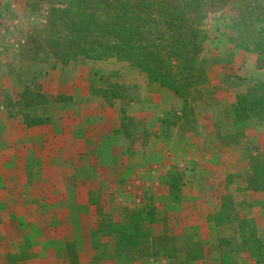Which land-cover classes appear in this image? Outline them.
<instances>
[{
  "label": "rangeland",
  "instance_id": "1",
  "mask_svg": "<svg viewBox=\"0 0 264 264\" xmlns=\"http://www.w3.org/2000/svg\"><path fill=\"white\" fill-rule=\"evenodd\" d=\"M33 2L0 0V264H222L220 240L223 237L246 245L233 253L232 264L264 261L262 124L253 118L243 135L235 134L229 113L231 107L220 103L217 94L228 84L245 85L246 90L239 94L257 89L259 72L251 76L243 74L248 62L247 52L258 55V68L260 62L264 65V49L260 50V43L264 42V0H206L208 14L203 24L209 38L204 44L203 56L208 61L207 80L193 88L187 103L167 87L150 81L145 72L127 61L80 57L66 64L58 62L46 30L48 4L40 0L36 7ZM97 61H105L104 68L110 71L97 67ZM236 67L239 72L234 73ZM211 73L216 76V82H212ZM144 81L158 85L144 95L141 85ZM70 92L82 96L89 93L88 100L104 99L111 108H119V112L112 109L106 113L98 103L86 109L80 102L70 105L74 98ZM172 96L179 98V107L161 111L159 121L153 123V132L163 133L167 143L184 154L180 159L184 165L171 163V169L163 175L169 187L143 189L146 200L142 204L135 200L136 196L126 198L128 203L121 215L112 213L109 204L96 202L90 204L96 205L100 215L97 219L88 217L87 204L70 203L73 207L77 204L80 211L72 213L65 200L80 193L78 172L65 173L73 185L65 187V176L60 171L62 155L38 157L41 165L49 164L52 158L58 162L56 171L35 173V177L41 178L39 187L21 186L24 172L16 169L20 162L18 157L1 156L4 132L11 131L10 141L16 145L13 129L22 120L27 125L44 123L50 112L62 118L67 108L65 103L69 102L67 105L71 107L66 114L94 117L100 122L97 126L100 130L106 127L104 121L109 115L110 119L120 120L121 131L137 137L146 131V115L133 114L131 103L150 98L156 113L160 111L159 101H170ZM193 148L197 151L193 152ZM214 163L216 167L210 169ZM3 164L10 170L2 171ZM198 164L201 166L200 193L192 186L184 188L186 181L197 179ZM5 175L10 183L7 187L3 186ZM49 180L55 181L57 187H49ZM163 189L173 198L184 195L186 200L174 209L170 223L161 219L163 205L157 206L154 202L155 193ZM36 194L42 196L39 205L17 202L19 195L31 200ZM7 205L9 213L5 211ZM222 205L225 213L237 215L244 221L214 225ZM22 206L26 209L20 216ZM54 209L56 217L52 214ZM136 213L146 218L142 226L151 235L133 244L138 249L118 252L121 234L115 225L129 223ZM152 219L157 220L158 228H149ZM158 230L161 233L156 234ZM195 241L200 242L203 257L188 261L187 248ZM251 248H258L255 255Z\"/></svg>",
  "mask_w": 264,
  "mask_h": 264
},
{
  "label": "trees",
  "instance_id": "2",
  "mask_svg": "<svg viewBox=\"0 0 264 264\" xmlns=\"http://www.w3.org/2000/svg\"><path fill=\"white\" fill-rule=\"evenodd\" d=\"M33 1L34 5L41 3ZM45 2L48 4L49 44L58 62L66 64L80 57L127 61L145 72L150 81L172 90L186 103L193 88L207 80L208 61L203 56L204 44L209 38L203 24L208 14L206 0ZM262 49L264 42L260 43ZM229 113L235 134L243 135L253 118L264 125V79H260L255 91L239 94ZM225 212L222 205L214 218L216 224L244 221ZM145 220L140 213L132 215L129 223L115 225L121 234L118 252L138 249L133 244L140 238L150 237L142 226ZM235 241L230 237L221 238L222 264H232L233 253L246 248L245 243L238 245ZM187 249L188 261L203 257L199 241L191 243ZM250 251L255 255L258 248Z\"/></svg>",
  "mask_w": 264,
  "mask_h": 264
},
{
  "label": "crops",
  "instance_id": "3",
  "mask_svg": "<svg viewBox=\"0 0 264 264\" xmlns=\"http://www.w3.org/2000/svg\"><path fill=\"white\" fill-rule=\"evenodd\" d=\"M246 55L248 62L246 63V71L243 76H251L252 73L254 74L255 71H257L260 74V79H264V65L261 64V62L259 68L256 65L258 55L251 52H247ZM261 57L262 55L260 53V61ZM103 62L105 61H97V67L102 66L104 72L110 71V69L104 68L107 64ZM234 69V73H237V70L239 72V68L236 67ZM240 74L242 73L240 72ZM210 76L212 82H216L214 79L216 76L212 73ZM141 85L143 87V94L146 95L148 89L158 84L144 81ZM245 90V85L228 84L225 86V90L217 92L218 100L220 103L224 102L231 107L237 101V94ZM69 94L74 95L73 101H70V105L76 104L74 102H80V104H82L81 107L86 109L95 107L96 103H98L101 108L106 110V113L111 112L112 109H114L116 113L119 112V108H111L104 99L95 101L91 99L88 100L87 97H89V93L83 94L84 96L71 92ZM67 104H69V102L65 103V105L67 108L70 107ZM159 104L160 111L154 113L152 107L153 101L150 98L143 97L131 103L130 107L133 114L140 113L146 115V131L144 134H140L137 137L121 131L120 120L110 119L109 115H107L104 121V126L106 127L100 130L97 128L100 122L97 121L96 118L91 117V119H88L85 115L79 117L71 113L66 114V111H69L67 108H65L64 111L65 116L62 118L57 116L54 112H50L48 114V120L44 123L27 125L22 120L18 127L13 129L14 135H16V145L14 143L12 144V141H10L9 133L11 131L8 130L2 134L5 145H3L1 150V156L3 158L18 157L20 162H18L16 169L24 172L23 174L27 173V176L23 174L21 176V186L25 187L32 185L39 187L42 185L40 182L41 178L35 177V173L43 170L56 171L58 162H56L55 158H52L50 159V163L47 164L48 166L41 165L38 157L42 154L49 158L55 155H62V168H60V171L62 170L65 176L63 182L65 187L67 185L68 187L73 186L70 184V181L67 180V174L65 173L70 171L78 172L80 193L73 197H68L69 199L65 200V202L69 203L72 213L74 211L76 214L77 212L80 213L77 209L78 203H81V205L87 204L89 207L88 217L97 219L100 215L96 210V205L90 204L96 202L100 205L109 204L110 210L113 211L112 213L121 215L123 213V208L128 203L126 202V198L136 196L135 200L142 204L141 202L146 200V192L143 189L148 190L150 187L160 189L169 187L163 175L171 169V163L174 165L178 163L180 167L184 165V163H180V159L184 154L178 149H173L171 145L167 143V139L163 133L153 132V123L154 121H159L161 111L178 108L180 100L172 96L170 101L162 100L159 101ZM153 113L154 116H152ZM260 142L264 143V125H260ZM195 151L197 150L193 148V152ZM190 159L193 158L190 157ZM199 165L200 164H198L196 171L197 179H192V182L186 181L184 188L192 186L194 189L197 188V192L200 193L201 191L198 188V183L201 181L199 180L201 166ZM213 167H216V163L210 165V169H213ZM4 170L9 171V166L3 164L2 171ZM3 180L6 181V183L4 181L3 186H9L10 183L6 175ZM48 186L53 188L57 187L55 181L51 180L48 181ZM134 191L138 192L134 194ZM166 192L167 190L164 191V189L158 191V193L156 192L154 202H156L157 206L163 205V216L161 219L167 220V222L170 223V220L174 218V209L183 205V202L186 200L184 195L180 198H173L169 195V191L167 194ZM213 194L214 192L210 193L211 196ZM39 195L40 194H36V197L31 200H27L25 195H19L17 202L22 205L27 204L26 202L39 205L42 197ZM216 195L218 199V194ZM49 196L51 195H48V197ZM213 198L214 196L212 199ZM4 199V202H6L7 197H4ZM48 201H50V199H48ZM51 201L57 202L56 199H52ZM74 202L77 204L73 207L70 203ZM25 209L26 208L22 206L20 216H23ZM5 211L9 213L8 205ZM214 211L215 210H213V212ZM32 212L34 213L35 209H32ZM52 214L54 217L58 216L55 209L52 210ZM32 217L35 218L36 216L32 215ZM114 217L117 219L121 218V216ZM156 221L155 219V221L151 222L149 226L150 229L159 227ZM162 222L164 223V221ZM214 225L217 224L215 223ZM155 233L161 232L158 230Z\"/></svg>",
  "mask_w": 264,
  "mask_h": 264
}]
</instances>
